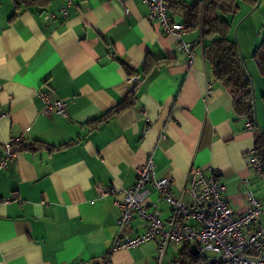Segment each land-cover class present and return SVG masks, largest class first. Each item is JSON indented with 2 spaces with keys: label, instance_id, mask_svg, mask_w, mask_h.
Returning <instances> with one entry per match:
<instances>
[{
  "label": "crops",
  "instance_id": "crops-1",
  "mask_svg": "<svg viewBox=\"0 0 264 264\" xmlns=\"http://www.w3.org/2000/svg\"><path fill=\"white\" fill-rule=\"evenodd\" d=\"M64 3L0 0V159L6 144L15 151L0 168V264H96L106 256L110 264H156V240L113 248L116 200L150 154L156 175L169 177L173 194L184 191L185 201L192 168L219 176L235 213L245 211L247 189L264 198V173L246 157L264 133V76L252 61L244 65L254 126L214 77L197 27L167 33L142 0H72L67 17ZM242 5L230 36L236 25L239 43H247L251 24L262 38L264 0L255 9ZM170 14L184 24L182 14ZM180 40L192 43L191 65ZM133 89L134 105L99 120ZM43 93L64 100L68 116L45 114ZM98 185L118 191L105 194ZM148 188V202L166 215L163 197ZM257 222L264 227V215ZM143 231L138 216L123 229L130 236ZM184 245L170 244L167 257Z\"/></svg>",
  "mask_w": 264,
  "mask_h": 264
},
{
  "label": "built area",
  "instance_id": "built-area-1",
  "mask_svg": "<svg viewBox=\"0 0 264 264\" xmlns=\"http://www.w3.org/2000/svg\"><path fill=\"white\" fill-rule=\"evenodd\" d=\"M71 1L64 0L65 3L60 8L63 17H67ZM142 1L149 9L150 19L165 32L178 35L183 25L173 22L165 0ZM46 15L53 17L54 13L48 12ZM180 48L186 54L187 63L191 65L192 43L180 40ZM41 98L44 100L45 114L56 111L68 116L64 100L51 101L47 93H43ZM14 156L11 143L6 144L0 168ZM246 157L249 166L260 174L262 166L254 148L247 151ZM149 183L163 197L168 208L166 215L162 214L157 203L148 202L151 195ZM186 185L189 187L188 201L183 198L184 191L180 196L173 194L169 177L156 175L152 155H148L145 162L136 169L134 184L128 189H121L122 196L116 200L120 209L117 218L119 233L113 248L135 247L146 241L156 240V264H178V254H174L172 258L167 257L168 246L194 243L204 257L202 264H264V227L257 222L258 217L264 215V198L255 196L253 191L247 189L245 211L235 213L228 205L223 194L224 185L217 174L206 175L203 169L192 168L186 176ZM97 188L105 194L118 191L113 187L103 188L99 185ZM134 216L142 220L144 231L140 235L130 236L123 229ZM96 264H110V259L106 256Z\"/></svg>",
  "mask_w": 264,
  "mask_h": 264
},
{
  "label": "trees",
  "instance_id": "trees-1",
  "mask_svg": "<svg viewBox=\"0 0 264 264\" xmlns=\"http://www.w3.org/2000/svg\"><path fill=\"white\" fill-rule=\"evenodd\" d=\"M34 1V0H30ZM172 14L180 13L184 17V29L197 27L200 31V43L202 53L213 68V75L221 80L230 89L234 97V109L239 115L246 116L251 126L257 125L254 118V95L251 80L241 63L239 47L235 39L230 36L232 22L231 15H235L241 3L254 7L257 0H197L186 3L184 0H165ZM252 58L260 73L264 76V27L259 45L254 49ZM135 89L119 104L109 110L106 117L116 115L122 110L134 105ZM264 101V95H263ZM254 150L261 163L264 173V133L256 136ZM24 148L29 145L16 144V148ZM31 145L30 147H32ZM190 245L185 243L180 251L178 264H202L204 257L198 248V253L190 251ZM198 247V246H197Z\"/></svg>",
  "mask_w": 264,
  "mask_h": 264
},
{
  "label": "rangeland",
  "instance_id": "rangeland-1",
  "mask_svg": "<svg viewBox=\"0 0 264 264\" xmlns=\"http://www.w3.org/2000/svg\"><path fill=\"white\" fill-rule=\"evenodd\" d=\"M245 6L246 5H242V7L239 9V11L235 15H231L230 16L231 17L230 21H233L234 19L238 20L240 18V16L243 14ZM251 19H253V18L251 16H248V19L246 20L245 23H247ZM239 22L240 21H238L236 24H238ZM248 25L249 26H248L247 43H246L245 37H244L243 43L240 42V44H241L240 46H241V49H242V55H243V58H244V61H245V65H246V60L252 61L254 63V65H256L254 60H253V58H252V54H253L254 49L259 45V43L261 41L260 40L261 37L259 35V31L258 30L256 31V28H254V27L251 28V24H248ZM235 27H236V25H235ZM235 27H234V31H235ZM256 27H258V26H256ZM234 31H233V33H234ZM237 34H238V31L236 30V36H235V33H234V36L239 41V38L240 37L242 38V32L239 34V36H240L239 38H238Z\"/></svg>",
  "mask_w": 264,
  "mask_h": 264
},
{
  "label": "water",
  "instance_id": "water-1",
  "mask_svg": "<svg viewBox=\"0 0 264 264\" xmlns=\"http://www.w3.org/2000/svg\"><path fill=\"white\" fill-rule=\"evenodd\" d=\"M259 2H260V0H257V3H256V5L253 7V9H255V8L258 6ZM253 9H252V10H253ZM252 10H251V11H252ZM234 33H235V36H236V27H235V31H234ZM235 41H236V43L238 44V47H239V53H240L241 63H242V65H243L244 70H246V69H245V65H244V59H243L242 51H241V48H240V43H239V41H238L237 38H235ZM250 80H251V79H250ZM253 93H254V91H253ZM254 118H255L256 123L258 124V121L256 120L255 107H254ZM190 251H191L193 254L198 253V247H197V245L194 244V243L191 244V245H190Z\"/></svg>",
  "mask_w": 264,
  "mask_h": 264
}]
</instances>
